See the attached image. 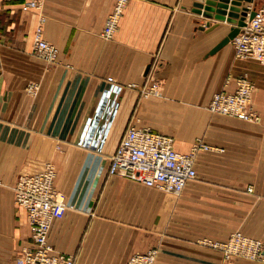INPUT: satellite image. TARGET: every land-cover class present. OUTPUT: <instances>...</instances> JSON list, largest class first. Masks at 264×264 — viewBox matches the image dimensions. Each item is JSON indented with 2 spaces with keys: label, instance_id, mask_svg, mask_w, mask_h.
Instances as JSON below:
<instances>
[{
  "label": "crops",
  "instance_id": "obj_1",
  "mask_svg": "<svg viewBox=\"0 0 264 264\" xmlns=\"http://www.w3.org/2000/svg\"><path fill=\"white\" fill-rule=\"evenodd\" d=\"M24 1L0 0V264H17L31 240L14 184L47 162L69 204L48 240L75 264H125L151 247L159 249L154 264H261L227 261L203 241L235 229L264 239V64L237 57L232 40L214 50L232 23L198 13L196 0H129L107 38L101 32L114 0H45L29 10ZM41 13L42 35L58 49L53 63L34 52ZM207 21L219 25L203 27ZM109 76L122 89L98 150L79 140ZM240 76L255 84L259 121L209 108ZM131 123L172 135L179 151L199 137L223 150H200L197 177L180 194L164 191L109 172Z\"/></svg>",
  "mask_w": 264,
  "mask_h": 264
},
{
  "label": "built area",
  "instance_id": "obj_2",
  "mask_svg": "<svg viewBox=\"0 0 264 264\" xmlns=\"http://www.w3.org/2000/svg\"><path fill=\"white\" fill-rule=\"evenodd\" d=\"M44 1L25 0L22 8L41 9ZM128 1L114 0L101 32L104 37L109 38L116 31ZM45 18L43 13L39 15L34 52L53 63L57 61L58 49L42 35ZM232 43L237 57H252L264 63V1L255 6V14L232 38ZM108 79L111 81L110 87L103 93L95 114L89 118L79 140L81 145L98 150L102 149L118 112V98L122 89V85L116 83L112 76ZM253 90L254 83L240 76L236 79L234 90L221 89L213 94L209 108L216 113L257 121L260 114L252 103ZM211 148L214 147L199 137L189 151H179L174 147L172 135L131 123L110 156L109 172L179 194L188 181L197 177L195 160L198 152ZM56 175L54 163L47 162L39 171L21 174L14 184L15 203L26 209L31 227V240L22 245L17 264H75V255L55 250L48 240L52 221L62 217L69 207L66 193L55 183ZM249 190L252 188L249 187ZM207 242L220 249L225 257L234 254L259 255L260 242L241 231L233 232L224 240L209 239ZM158 252L157 247H151L133 253L125 264H154Z\"/></svg>",
  "mask_w": 264,
  "mask_h": 264
},
{
  "label": "water",
  "instance_id": "obj_3",
  "mask_svg": "<svg viewBox=\"0 0 264 264\" xmlns=\"http://www.w3.org/2000/svg\"><path fill=\"white\" fill-rule=\"evenodd\" d=\"M253 0H196L195 11L206 17H213L217 20H226L232 23L228 33L217 43L214 50H217L241 30L247 20L255 14V6L251 8ZM219 23L207 21L203 27H217Z\"/></svg>",
  "mask_w": 264,
  "mask_h": 264
},
{
  "label": "rangeland",
  "instance_id": "obj_4",
  "mask_svg": "<svg viewBox=\"0 0 264 264\" xmlns=\"http://www.w3.org/2000/svg\"><path fill=\"white\" fill-rule=\"evenodd\" d=\"M233 44V43H232ZM233 47H234V44H233ZM234 52H235V49H234ZM264 64V63H263ZM253 82V81H252ZM254 83V82H253ZM254 88H255V84H254ZM260 119V118H259ZM247 121H249V120H247ZM257 121H259V120H257ZM207 143H209V142H207ZM212 147H214V148H211L210 150H215V149H218V150H223V147L222 146H219V145H216V144H212V143H209ZM180 194V193H179ZM235 231H241L243 234H245L246 236H248L249 238H252V239H255V240H257V241H259L260 242V245H259V255L257 256V257H250V256H241V255H237V254H234V255H232L231 257H225L224 255H223V253H222V256H223V258L225 259V260H227V261H230V260H233L234 258H236V257H241V258H244V259H247V260H250V261H253V262H257V263H261V264H264V239L263 238H261V237H258V236H253V235H249V234H246V233H244L242 230H240V229H235V230H233L231 233H230V235L233 233V232H235ZM230 235L228 236V237H230ZM227 237V238H228ZM226 238V239H227ZM209 239H212V240H224V239H215V238H205V239H203V241H204V243L205 244H207V245H209V246H211L207 241L209 240ZM211 247H213V246H211ZM213 248H215V247H213ZM215 249H218V248H215ZM219 251H221L220 249H218ZM222 252V251H221Z\"/></svg>",
  "mask_w": 264,
  "mask_h": 264
}]
</instances>
